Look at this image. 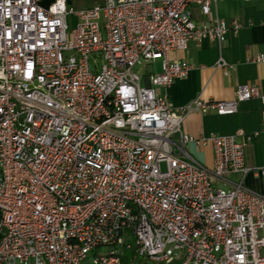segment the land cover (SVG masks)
Masks as SVG:
<instances>
[{
  "label": "built area",
  "instance_id": "built-area-1",
  "mask_svg": "<svg viewBox=\"0 0 264 264\" xmlns=\"http://www.w3.org/2000/svg\"><path fill=\"white\" fill-rule=\"evenodd\" d=\"M218 0H0V264H264V180L248 166L252 134L194 137L187 114H234L264 88L173 107L159 87L193 65L168 54L224 41L238 20L196 24ZM70 16L76 21L71 24ZM160 61L143 76L137 64ZM264 63V52L247 58ZM225 75L233 63L220 59ZM264 119V116H262ZM210 144L213 162L187 145ZM108 247L106 254L96 249ZM92 256L91 261L87 258Z\"/></svg>",
  "mask_w": 264,
  "mask_h": 264
},
{
  "label": "crops",
  "instance_id": "crops-1",
  "mask_svg": "<svg viewBox=\"0 0 264 264\" xmlns=\"http://www.w3.org/2000/svg\"><path fill=\"white\" fill-rule=\"evenodd\" d=\"M53 0H39L40 5L49 6ZM68 4L78 8H88L103 0H67ZM209 14H204L196 6L192 7V18L196 24L213 23L216 19L230 22L238 20L242 27L236 32H228L224 41L210 37H202L188 43L186 50L171 52V59H183L193 65L188 74L176 78L169 86L159 87L158 93L166 96L173 107L183 106L192 100H229L234 97L235 89L241 84H255L264 88V63L249 62L247 58L264 52V0H218L213 3ZM73 24L75 16H70ZM222 59L233 63L234 68L225 75L216 64ZM149 72L160 69V61L149 64ZM147 69V68H146ZM148 73V72H147ZM234 114L218 115L213 111L201 114L190 112L181 123V128L187 134L199 137L213 134L230 135L237 130L252 134L261 128L264 105L252 98L242 101ZM244 143L245 161L248 166L264 165V131L251 140L240 137ZM210 144L197 146L189 143L193 156L198 161L211 165L213 149ZM246 185L264 194V180L246 176ZM264 251V250H262ZM180 264V259L159 264ZM145 264V263H144Z\"/></svg>",
  "mask_w": 264,
  "mask_h": 264
},
{
  "label": "rangeland",
  "instance_id": "rangeland-1",
  "mask_svg": "<svg viewBox=\"0 0 264 264\" xmlns=\"http://www.w3.org/2000/svg\"><path fill=\"white\" fill-rule=\"evenodd\" d=\"M146 70H144V65L143 64H137L133 67V70L134 71H137V72H140V74L143 76L144 74H148L147 72H149L150 68L148 67V65H146ZM189 151V153L193 156V152L191 149H187ZM194 157V156H193ZM195 158V157H194ZM197 159V158H195ZM245 182H246V178H245ZM97 250V253H100V254H106L109 250L108 247H100L99 249H96ZM92 259V256H89L87 258V262L88 260L91 261ZM128 264H136V262L134 261L133 257L130 255V258H128ZM143 263L145 264H159V263H154V262H151L149 260H143ZM167 264V263H165Z\"/></svg>",
  "mask_w": 264,
  "mask_h": 264
},
{
  "label": "trees",
  "instance_id": "trees-1",
  "mask_svg": "<svg viewBox=\"0 0 264 264\" xmlns=\"http://www.w3.org/2000/svg\"><path fill=\"white\" fill-rule=\"evenodd\" d=\"M130 255L132 256V254L130 253V254H127V255H125L123 258H122V263L123 264H128V258H130Z\"/></svg>",
  "mask_w": 264,
  "mask_h": 264
}]
</instances>
